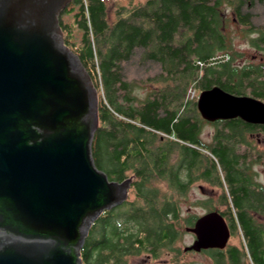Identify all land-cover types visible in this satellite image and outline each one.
Returning a JSON list of instances; mask_svg holds the SVG:
<instances>
[{
    "label": "trees",
    "instance_id": "obj_1",
    "mask_svg": "<svg viewBox=\"0 0 264 264\" xmlns=\"http://www.w3.org/2000/svg\"><path fill=\"white\" fill-rule=\"evenodd\" d=\"M71 3L77 7L69 13L73 25L64 19ZM71 3L59 25L97 92L92 157L109 179L130 177L128 194L133 193L132 200L103 211L92 223L80 250L82 264H126L140 253L158 258L171 247L178 238L179 209L160 194L157 180L179 193L196 181L218 187L222 207L207 212L223 216L231 235H240V247L203 252L214 264H264V186L254 176L260 152L252 137L264 133V125L217 120L211 122V143H205L200 134L206 121L195 98H188L191 87L200 92L218 85L264 101V63L237 62L223 30L224 4L251 32V9L264 0H145L117 7L112 20L105 0ZM74 25L79 37L72 33ZM255 32L251 42L264 54V30ZM134 58L159 70L142 81L151 88L144 100L133 92L135 80L126 78V65ZM197 217H188L186 224Z\"/></svg>",
    "mask_w": 264,
    "mask_h": 264
},
{
    "label": "water",
    "instance_id": "obj_2",
    "mask_svg": "<svg viewBox=\"0 0 264 264\" xmlns=\"http://www.w3.org/2000/svg\"><path fill=\"white\" fill-rule=\"evenodd\" d=\"M72 0H0V264H82L92 223L121 205L132 179L111 180L91 151L98 98L59 16ZM207 122L264 125V101L218 85L199 92ZM184 250L224 249L217 212L185 228Z\"/></svg>",
    "mask_w": 264,
    "mask_h": 264
},
{
    "label": "rangeland",
    "instance_id": "obj_3",
    "mask_svg": "<svg viewBox=\"0 0 264 264\" xmlns=\"http://www.w3.org/2000/svg\"><path fill=\"white\" fill-rule=\"evenodd\" d=\"M107 5V13L110 20L114 16V10L119 6L130 7L143 3L145 0H105ZM69 11L64 15V19L73 25L72 17L69 15L77 10L76 4L69 6ZM253 13V31L249 32L247 27L240 25L229 5L226 3L223 5V13L225 15V26L223 28L225 37L227 40V46L230 51L235 53L237 62L245 63H264V54L257 49L251 42L253 38H256L258 33L254 30H264V4L257 3L252 7ZM72 33L79 37L81 31L73 26ZM138 58H134L133 61L128 63L126 66V78L135 80L138 87H134L133 92L139 99L148 98V93L151 91L148 84L144 85L143 80L155 73H159L156 66H153L148 62L144 66H140L137 63ZM242 59V60H241ZM193 91V95L199 94L197 90L190 88ZM196 91V92H194ZM188 97L189 99L197 96ZM215 130V126L209 122H205L202 125L200 138L205 143H211L212 136ZM253 142L255 143L256 151H259V160L253 164L255 172V179L257 182L264 186V133H255ZM172 157V162L175 159ZM154 184L159 188L160 194H166V197H170L177 203L179 209V217L175 222L176 230L178 232V238L171 245V247L163 249L158 258H154L147 253H140L127 258L126 264H214V262L204 252H193L184 250L187 246H190L195 236L191 232L185 230L188 226L185 219L191 216H200L208 211V209L221 208L218 205V199L221 194V190L216 187L209 185L203 181H196L192 183L184 193H179L173 189H169L165 181L157 180ZM153 184V185H154ZM130 194V195H129ZM127 198L133 199V193L129 192ZM120 211V210H118ZM117 211V212H118ZM240 235H230L228 244L240 247ZM227 244V245H228ZM226 264V263H225ZM243 264H247L245 261Z\"/></svg>",
    "mask_w": 264,
    "mask_h": 264
},
{
    "label": "flooded vegetation",
    "instance_id": "obj_4",
    "mask_svg": "<svg viewBox=\"0 0 264 264\" xmlns=\"http://www.w3.org/2000/svg\"><path fill=\"white\" fill-rule=\"evenodd\" d=\"M65 9H66V8H65ZM64 11H65V10H64ZM64 11H63V12H64ZM63 12H62L61 14H63ZM235 18H236V17H235ZM255 30H256V29H255ZM255 30H254V31H255ZM256 33H257V32H256ZM241 60H242V59H241ZM239 63H244V61H243V62L241 61V62H239ZM131 185H132V183H131ZM205 213H206V212H205ZM227 246H228V245H227ZM210 249H211V248H210ZM210 249H203V250H200V251H195V250H189V251H193V252H203V251L210 250ZM213 249H215V248H213ZM211 250H212V249H211ZM218 250H222V249H218Z\"/></svg>",
    "mask_w": 264,
    "mask_h": 264
},
{
    "label": "built area",
    "instance_id": "obj_5",
    "mask_svg": "<svg viewBox=\"0 0 264 264\" xmlns=\"http://www.w3.org/2000/svg\"><path fill=\"white\" fill-rule=\"evenodd\" d=\"M193 96V92H190V97H192Z\"/></svg>",
    "mask_w": 264,
    "mask_h": 264
},
{
    "label": "bare ground",
    "instance_id": "obj_6",
    "mask_svg": "<svg viewBox=\"0 0 264 264\" xmlns=\"http://www.w3.org/2000/svg\"><path fill=\"white\" fill-rule=\"evenodd\" d=\"M211 250V249H210Z\"/></svg>",
    "mask_w": 264,
    "mask_h": 264
}]
</instances>
